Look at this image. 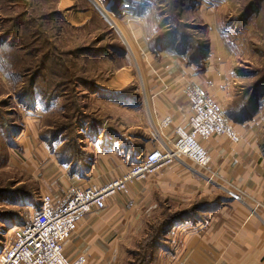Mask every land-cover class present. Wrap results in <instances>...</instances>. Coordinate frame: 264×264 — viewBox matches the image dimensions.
Wrapping results in <instances>:
<instances>
[{
	"label": "rangeland",
	"instance_id": "374dc122",
	"mask_svg": "<svg viewBox=\"0 0 264 264\" xmlns=\"http://www.w3.org/2000/svg\"><path fill=\"white\" fill-rule=\"evenodd\" d=\"M140 25L147 26L142 37ZM210 43L229 80L223 103L209 97L240 123L257 116L264 149V0H0V253L41 201L27 141L37 136L61 158L77 146L87 157L103 122L114 120L101 99L136 104L142 63L149 59L163 73L171 61L164 54L203 72ZM98 85L122 90L109 96ZM216 196L213 204L222 203ZM149 221L121 264H161L154 250L170 246V230L148 247L167 222L160 215Z\"/></svg>",
	"mask_w": 264,
	"mask_h": 264
},
{
	"label": "crops",
	"instance_id": "0c3cea01",
	"mask_svg": "<svg viewBox=\"0 0 264 264\" xmlns=\"http://www.w3.org/2000/svg\"><path fill=\"white\" fill-rule=\"evenodd\" d=\"M141 26L147 27L140 25V37ZM144 32L148 34V28ZM213 35L222 45L217 30ZM212 47L210 43L203 72L166 54L171 61H161V65L168 62L163 73L149 59L143 62L137 103L101 99L114 120L103 122L99 139L90 140V153L77 155L78 163L59 160L57 151H49L37 136L29 139L24 149L32 159L36 157L30 172L40 196L50 195L58 202L72 188L105 186L125 175L138 157L172 147L179 132L189 128V87L203 86L218 104L223 103L228 67L223 58H215ZM98 87L109 96L122 90ZM257 118L243 123L230 120L235 142L225 134L202 142L211 156V173L205 175L188 161H179L146 180L131 182L127 195L107 199L104 210L77 222L64 245L65 256L85 258L86 264H121L141 225H150V218L160 215L177 219L165 240L170 239V246L162 244V251L154 250L161 264H264V149ZM218 190H226L229 198L217 197ZM213 196L223 202L213 204ZM204 198L203 209L197 210ZM175 202L178 205L172 206Z\"/></svg>",
	"mask_w": 264,
	"mask_h": 264
},
{
	"label": "built area",
	"instance_id": "2783aa9c",
	"mask_svg": "<svg viewBox=\"0 0 264 264\" xmlns=\"http://www.w3.org/2000/svg\"><path fill=\"white\" fill-rule=\"evenodd\" d=\"M186 95L192 109L189 128L179 132L172 147L142 156L125 175L105 186L72 188L58 202L50 195L42 196L30 223L20 226L12 242L1 251L0 264H86L85 258L68 259L64 245L77 222L94 211L104 210L107 199L127 195L131 182L146 180L160 168L179 161H188L205 175L211 173V156L202 142L223 134L232 142L237 138L225 112L207 92L194 86L186 90ZM206 178L212 181L211 177Z\"/></svg>",
	"mask_w": 264,
	"mask_h": 264
},
{
	"label": "trees",
	"instance_id": "16d2710c",
	"mask_svg": "<svg viewBox=\"0 0 264 264\" xmlns=\"http://www.w3.org/2000/svg\"><path fill=\"white\" fill-rule=\"evenodd\" d=\"M74 27H77V26H75V25H73ZM185 44H188V42H187V40L184 42ZM182 51L184 52V50L182 49ZM197 67L199 66V65H196ZM201 69V68H200ZM232 115V114H231ZM227 116V115H226ZM228 118V117H227ZM229 120H231V121H233V122H236V123H240V122H238V120H236V119H234V117H230V118H228ZM245 119H247V118H245ZM243 122H245V121H243ZM243 122H241V123H243ZM54 142H55V140H53ZM56 143V142H55ZM76 147V149L75 150H73V151H69V155H66V157L65 158H61L60 157V154H59V151L57 152V154H58V157H59V160H61V161H65V160H68V159H73V161L72 162H75V163H78L76 160H77V155H79V157H81V154H80V152H77V146H75ZM202 210L203 209V207L202 206H199V207H197V210ZM163 218L168 222V221H171L170 222V224H165L166 225V227H165V225H163V227H165V228H163L162 229V233H161V230H159V228H158V230L157 231H155L152 235H151V238L149 239V241H148V247H152V248H154V246H155V244H156V242H157V240H158V238L160 237V236H162V237H164L166 234H167V231L168 230H172L176 225H174L175 223H177L176 222V220L177 219H174V218H172V219H170L169 218V216H163ZM168 225V226H167ZM166 231V232H165ZM139 262H142V261H139Z\"/></svg>",
	"mask_w": 264,
	"mask_h": 264
},
{
	"label": "bare ground",
	"instance_id": "6f19581e",
	"mask_svg": "<svg viewBox=\"0 0 264 264\" xmlns=\"http://www.w3.org/2000/svg\"><path fill=\"white\" fill-rule=\"evenodd\" d=\"M13 231H15V232H13V233H16V230H13Z\"/></svg>",
	"mask_w": 264,
	"mask_h": 264
}]
</instances>
